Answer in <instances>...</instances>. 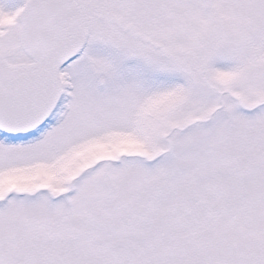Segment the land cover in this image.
Instances as JSON below:
<instances>
[{"label":"snow or ice","instance_id":"snow-or-ice-1","mask_svg":"<svg viewBox=\"0 0 264 264\" xmlns=\"http://www.w3.org/2000/svg\"><path fill=\"white\" fill-rule=\"evenodd\" d=\"M0 264H264V0H0Z\"/></svg>","mask_w":264,"mask_h":264}]
</instances>
